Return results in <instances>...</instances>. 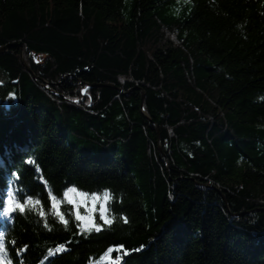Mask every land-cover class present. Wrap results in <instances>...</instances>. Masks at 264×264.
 <instances>
[{"label": "trees", "instance_id": "trees-1", "mask_svg": "<svg viewBox=\"0 0 264 264\" xmlns=\"http://www.w3.org/2000/svg\"><path fill=\"white\" fill-rule=\"evenodd\" d=\"M0 102L11 264H264V0H0Z\"/></svg>", "mask_w": 264, "mask_h": 264}, {"label": "snow or ice", "instance_id": "snow-or-ice-1", "mask_svg": "<svg viewBox=\"0 0 264 264\" xmlns=\"http://www.w3.org/2000/svg\"><path fill=\"white\" fill-rule=\"evenodd\" d=\"M190 2V0H189ZM64 197L67 199L68 204L74 205L77 209L76 211V220L81 221L84 227L92 226L99 230V226L94 223L93 220V214L96 212V204L101 203V219H103L106 223L111 224V219L108 217V208L107 203L110 201L111 193L105 192L103 197H101L99 194H93L91 197L88 196L87 192H81L76 187L69 188L68 191L63 193ZM76 196L79 197V199H76ZM51 199L53 201V207L57 209V214L61 216V219L63 223L67 224L68 221L63 219V215L60 213L59 208L60 204L57 202V197L55 195L51 196ZM29 203H32V198L28 197ZM89 200L91 201V207L88 208L89 215L88 216H82L79 212V209L82 206H86L89 203ZM17 209H19L20 212L25 211V205L23 203L16 202L14 203L13 199H8V207L5 208V216H9L11 213L15 212ZM43 215V213H41ZM5 249L3 246H0V253H3ZM2 264V262H0Z\"/></svg>", "mask_w": 264, "mask_h": 264}, {"label": "rangeland", "instance_id": "rangeland-1", "mask_svg": "<svg viewBox=\"0 0 264 264\" xmlns=\"http://www.w3.org/2000/svg\"><path fill=\"white\" fill-rule=\"evenodd\" d=\"M88 88V87H87ZM89 197H91V196H89ZM76 199H79V197L78 196H76ZM101 203H97L96 204V206L97 205H100ZM89 207H91V201L89 200V203L86 205V206H82L81 207V209H82V211L88 216L89 215V212H88V208Z\"/></svg>", "mask_w": 264, "mask_h": 264}, {"label": "water", "instance_id": "water-1", "mask_svg": "<svg viewBox=\"0 0 264 264\" xmlns=\"http://www.w3.org/2000/svg\"><path fill=\"white\" fill-rule=\"evenodd\" d=\"M2 51H4V50H2ZM2 51H1V52H2Z\"/></svg>", "mask_w": 264, "mask_h": 264}, {"label": "bare ground", "instance_id": "bare-ground-1", "mask_svg": "<svg viewBox=\"0 0 264 264\" xmlns=\"http://www.w3.org/2000/svg\"><path fill=\"white\" fill-rule=\"evenodd\" d=\"M1 103V102H0Z\"/></svg>", "mask_w": 264, "mask_h": 264}]
</instances>
